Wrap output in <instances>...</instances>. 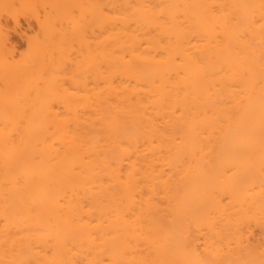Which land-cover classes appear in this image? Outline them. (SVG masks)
<instances>
[{
    "label": "bare ground",
    "instance_id": "6f19581e",
    "mask_svg": "<svg viewBox=\"0 0 264 264\" xmlns=\"http://www.w3.org/2000/svg\"><path fill=\"white\" fill-rule=\"evenodd\" d=\"M0 264H264V0H0Z\"/></svg>",
    "mask_w": 264,
    "mask_h": 264
},
{
    "label": "rangeland",
    "instance_id": "374dc122",
    "mask_svg": "<svg viewBox=\"0 0 264 264\" xmlns=\"http://www.w3.org/2000/svg\"><path fill=\"white\" fill-rule=\"evenodd\" d=\"M20 27L22 29L21 30L22 33H21V31L20 32L18 31V32H14V33L11 34L12 44L14 43L13 45H15L16 49L18 48L17 49L18 52L22 51L24 49L25 45H26V35H28L29 33H32V30L33 31L35 30V27H36L35 20H32V19L28 20V19H26V18L24 19V17H22L21 20H20Z\"/></svg>",
    "mask_w": 264,
    "mask_h": 264
}]
</instances>
